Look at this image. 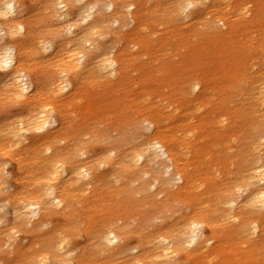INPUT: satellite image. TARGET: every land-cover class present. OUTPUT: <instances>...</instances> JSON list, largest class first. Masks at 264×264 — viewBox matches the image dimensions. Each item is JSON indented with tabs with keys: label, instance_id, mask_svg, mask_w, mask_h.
<instances>
[{
	"label": "clouds",
	"instance_id": "1",
	"mask_svg": "<svg viewBox=\"0 0 264 264\" xmlns=\"http://www.w3.org/2000/svg\"><path fill=\"white\" fill-rule=\"evenodd\" d=\"M254 3L0 0V72L13 71L23 55L5 40L23 37L27 25L21 20L38 12L53 30L50 40L39 41L37 54H64L72 65L68 71L61 65L55 80L33 81L14 71L13 92L0 97L23 101L34 89H47L26 114L6 116L13 126L0 131V264H195L193 255L201 264H221L212 251L221 237L264 240V48L228 82L227 100L175 40L159 56L144 48V40L159 42L171 29L186 31L193 44L227 37L238 25L253 24ZM217 8L219 14H210ZM131 34L142 39L125 45L122 37ZM248 39L264 41V32ZM121 50L151 66L152 79L165 91L138 93L135 111L79 128L77 104L60 102L75 100L89 69L97 70L92 79L98 85L124 79L131 61ZM242 107L253 126L248 136L225 143L235 158L231 166L197 151L204 146L193 127L177 131L176 144L160 131L207 117L213 130L227 132Z\"/></svg>",
	"mask_w": 264,
	"mask_h": 264
},
{
	"label": "bare ground",
	"instance_id": "2",
	"mask_svg": "<svg viewBox=\"0 0 264 264\" xmlns=\"http://www.w3.org/2000/svg\"><path fill=\"white\" fill-rule=\"evenodd\" d=\"M27 2L28 0H25V3ZM254 9L255 19L251 25L263 26V22L261 20L263 9L261 5L254 6ZM221 11L222 10H219L218 8L213 9L210 14H219ZM44 20H47V17L43 12H38L35 15L25 16L21 20V23L27 25V31L25 35L23 37H8L5 40V44L11 45L17 50V53L22 51L23 55L18 56L13 71H9L7 73L0 72V97H10L11 93L13 92L11 85L14 83V81L9 79V77L13 76L14 71H25V73L33 81L37 79L43 80L46 77L48 79L55 80L56 73L62 70L61 65H66L63 68L65 71L70 70L72 67V65L67 64L66 56L64 54H61L57 57H42L41 55L37 54L39 41L41 39L50 40L52 38L51 36H43L42 34L45 31L38 29V25H41V21ZM52 30L53 28L49 29L47 32L49 33ZM237 30L238 27L227 37H214L206 41H201L199 44L192 46L193 48L198 47L201 50L200 52L202 53V58L200 59L203 61L199 63V67L203 70L205 76L208 78V81L211 80V83L215 82L218 84V89H220L223 93L225 100L228 98V82L234 77L240 75L246 69L249 58L258 56L260 54V49L264 48V41H261L257 45H253V41L251 39L243 40L238 38L236 41L233 39V37ZM122 39L124 40L125 45H127L129 42L141 40L142 37L139 34H131L122 37ZM158 43L159 42L153 43L151 41L144 40V48L146 49V52L151 46L153 48L155 45H158ZM199 53L196 55H200ZM120 54L122 55V58L131 61L128 65L130 71L132 68L137 69L134 65L136 60H134L133 57H129L127 52L123 50H121ZM129 73L124 79L114 84L104 85L103 89L107 90L105 91L106 94L108 93V90L116 86H128ZM97 74L98 73L96 69H89L87 78H85L83 83L80 85V88L73 93L75 100L73 101L71 98H66L60 103L62 105L77 104L81 100L83 102V106L81 107L80 114L86 120L97 117L103 107H119L120 104L126 105L129 103V109H122L129 111H135L137 109V97L135 95H133V97H126L123 101L117 100V103L114 100H107V102L101 101L104 98L103 94H97L96 96L86 95L83 97L82 94L85 85H95L96 82L92 79V77H95ZM80 76V72L75 73L73 80L75 81L80 79ZM249 79L254 80L255 77H250ZM139 85H142L141 87L144 88L146 84L141 83L140 81ZM46 96L47 89H34L29 97L23 101H14L10 98L0 101V115L4 114L6 117L9 114L18 112L26 114L28 106L39 103ZM15 104H18L19 107L16 108L17 111L14 112L11 111V107L16 106ZM216 107L218 110H223L227 108V104L225 103ZM62 115H64L65 120L70 123L69 116L65 115L64 113H62ZM177 119L179 120L180 118L178 117ZM233 119L234 122L230 131L213 134L208 133L207 138L201 134V132H206L207 125H212L207 117L193 122L192 125H189L188 120L184 119L180 123L174 124L173 127H162L160 131L170 140L172 144H176L178 143L176 132L188 127H193L195 128V133L199 137V140H211V146L215 150L213 151V155L211 154V160H213L215 164L231 166L230 160L231 162L235 163V158L229 157L226 154L224 145L231 138L237 136H248L250 129L253 126L252 121L254 118L247 107H242L233 113ZM200 125L203 126L202 131L200 130ZM12 126V123L5 121L2 125H0V131H7V129L11 128ZM79 127L83 128V126ZM68 132H71L70 129ZM197 151L205 154L210 153V151H207L204 149V147L199 148ZM18 159L22 160L23 158L20 157ZM181 164H184L183 160H181ZM212 251L221 258V264H264V240L237 242L230 237H221L220 242L214 247ZM191 259L195 262V264H201V257L199 255H193Z\"/></svg>",
	"mask_w": 264,
	"mask_h": 264
},
{
	"label": "rangeland",
	"instance_id": "3",
	"mask_svg": "<svg viewBox=\"0 0 264 264\" xmlns=\"http://www.w3.org/2000/svg\"><path fill=\"white\" fill-rule=\"evenodd\" d=\"M257 5H261L263 11L261 14V17L264 16V0H255V3L253 5L257 6ZM219 9V8H218ZM220 10V9H219ZM233 21L237 22V18L234 16L233 17ZM263 26H257V25H248V26H244V25H238V30L236 32V34L234 35L233 39H235L237 41V39H243L246 40L248 39V36L251 32L255 31L257 33H261L264 30V21H262ZM242 27V28H241ZM38 29L39 30H44L45 32H43V36L48 37L49 35H47V31L49 29H52V25L51 22H49L48 20H44L41 21V25H38ZM264 32V31H263ZM176 41L179 44V47L184 51V55L185 58L187 60V62L189 64H197L199 65L200 62H202L203 60H201L200 58H202V53L200 52L201 50L197 47V48H193L192 46H195L196 44L192 43V37L190 35L186 34V31H177L175 29H171L169 33L165 34V38L161 41H159L158 45H155L153 48L152 46L150 47V49L145 53V54H151L152 56H159L160 52L162 50V48L164 47H168L172 45L173 41ZM253 41V45H257L259 44L262 40L260 39H251ZM153 42V41H151ZM154 43V42H153ZM192 49V50H191ZM199 50V51H198ZM196 52H200V55H196L198 53ZM199 57V58H198ZM200 59V60H199ZM199 61V62H198ZM135 67L137 69L132 68L130 73H129V79H128V86L126 85L125 87L122 86H116L110 90H108V93L106 94L104 90V85H85L84 87V91L82 96H96L97 94H103V99L101 101L103 102H107V100H114L115 102L118 101H123L126 97H133V95H135L137 98L136 100L138 101L139 96L138 93H142L145 91H159V92H164L165 89L159 87V84L154 81L152 79L151 73H152V68L149 65H145L140 63L139 61H135ZM169 72H174L175 69L173 67L169 66ZM132 73H135V76L132 75ZM141 81V83L146 84L144 88H142V85H139V82ZM209 83L211 85H213L214 87L218 88V84H216L215 82L211 83V80H209ZM133 84L135 85V87H133ZM152 85H155V87H152ZM117 103V102H116ZM16 106H12L11 107V111H17L16 108H18V104H15ZM129 103H127L126 105H122L120 104L119 107H103L100 111V113L97 115V117L95 118H89V119H85L84 117L81 116V107L83 106V102L80 100L79 103H77L78 106V115L81 117V121L79 126H83L85 127L86 125H88L90 122L94 121V120H108L110 122H114L116 121L122 114H124L122 112V108L125 109H129ZM129 111V110H128ZM70 119V117H69ZM5 122V116L4 114L0 115V125H2ZM70 123H71V119H70ZM78 126V127H79ZM80 128V127H79ZM168 128V127H167ZM203 126L200 125V130L202 131ZM71 131V129H70ZM220 133L222 131H215L213 130V126L211 125H207V130L205 133H202L204 135L205 138H207L208 133ZM199 145L204 146V149H206L207 151H210V153L205 154V158L208 161H213L211 160V154L213 155V151H215L213 149V147L211 146V140H205V141H201L199 140ZM235 148V146H233Z\"/></svg>",
	"mask_w": 264,
	"mask_h": 264
}]
</instances>
